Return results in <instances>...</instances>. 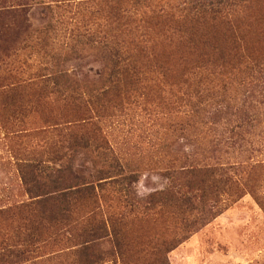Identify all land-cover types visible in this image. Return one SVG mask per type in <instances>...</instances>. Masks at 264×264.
I'll list each match as a JSON object with an SVG mask.
<instances>
[{"label":"rangeland","instance_id":"rangeland-1","mask_svg":"<svg viewBox=\"0 0 264 264\" xmlns=\"http://www.w3.org/2000/svg\"><path fill=\"white\" fill-rule=\"evenodd\" d=\"M27 1L0 0V28L7 30L0 39V86L8 69V66L1 64L3 62L23 66L26 72L37 65L51 66L47 49H51L52 42L45 49L26 47V43L21 41L23 36L19 23L6 22L8 17L4 13L20 9ZM38 1L51 5L71 20V16L76 17L77 3L81 0ZM186 1L155 0L163 9L177 5L184 7ZM260 1L246 0L241 9L231 12L235 31L242 36L240 43L247 60L257 58L264 61V37L260 35L264 34L262 23H255L253 19L250 24ZM41 11V6L33 7L31 11L35 26L43 21ZM176 26L175 21H171V24L157 19L147 22V58L137 59L138 64L147 65L143 69L141 84L134 86L136 96L132 95L119 109L112 106L109 116L99 121L115 157L127 172L135 173L136 180L131 184V189L133 195L143 202L132 212H125V221L117 228L122 239L121 255L113 264H264V89L254 86V82L248 84V69L244 64L236 66L235 74L221 75L219 73L223 70L209 63L213 60L219 62L227 53L229 36L224 34L225 25L220 22L213 27L208 24L198 27L186 24L181 31L186 32L189 40L195 44L181 39V31L174 30ZM167 29H172L169 37L164 33ZM206 32L211 36L212 42L208 40L210 45H219V51L197 42V37L206 36ZM56 38L53 53H57V47L62 43L69 41L63 32ZM205 53H208V57L197 69ZM101 59L96 52L82 53L66 57L61 61V67L82 84L83 90H89L92 88L90 84L99 78ZM186 76L191 89L201 82V86L211 87L218 95L223 92L222 86L225 84V94L231 96L239 108L246 99L244 107H250V123H242V129L233 138L226 130L220 146L208 147V142L214 136L199 123L191 106L179 102L180 93L176 94ZM25 95L28 96L26 100H31L33 110L24 112L23 118L17 115L15 123L24 124L26 130L10 133V120L7 119L10 103L4 102L0 87V209L15 207L29 200L22 179V173L27 174L28 171L20 169L18 165L33 158L53 165L50 160L56 145L62 141V135L59 126L54 121H48V118L58 113L67 115L71 111L70 106H64L59 101L44 99L35 103L36 94L31 89H27ZM240 121L236 118V122ZM226 127L231 126L228 124ZM196 140L201 142L204 150L196 149ZM185 155L231 156L232 161L240 167L233 175L239 189L222 192L214 215L201 224H193L192 215L187 216L173 203L163 204L156 196L153 198L155 203L148 205L145 202L149 200V195L173 188L175 183L170 182L163 172L169 165L178 164L179 158ZM97 161V166H100ZM59 164L60 161L55 166ZM74 169H80L77 173H87L93 169V165L88 157L81 155L77 157ZM118 187H111L109 194L103 193L101 201L104 205H110L112 208L109 209L113 212L124 209L123 203L122 208L116 207L119 204ZM81 203L79 201L71 208V218H80ZM0 220V235H12L18 231L20 223L16 217L13 220ZM22 228L20 226V231H23ZM51 250L61 251L49 247L42 251L47 254ZM52 255H42L23 264H76L71 253L66 258L62 255L52 259Z\"/></svg>","mask_w":264,"mask_h":264},{"label":"trees","instance_id":"trees-1","mask_svg":"<svg viewBox=\"0 0 264 264\" xmlns=\"http://www.w3.org/2000/svg\"><path fill=\"white\" fill-rule=\"evenodd\" d=\"M245 3L246 0H187L184 7L177 5L163 9L155 0H81L77 3L76 17L71 16L68 20L63 12H57L51 5L29 0L20 9L4 13L8 17L7 23H19L23 36L21 41L26 43V47L45 49L52 42L51 49H47L51 66L37 65L26 72L23 66L1 63L8 66L0 87L4 102L10 103L7 115L10 133L26 130L24 124L17 125L15 121L17 115L23 118L24 112L33 110L31 100H26L27 89L36 94L35 103L44 99L59 101L64 106H70L71 111L67 115L58 113L48 118L59 126L62 135V141L53 150L54 156L50 160L53 165L44 164L36 158L18 165L28 171L27 174L22 173V179L29 200L15 207L0 209V219L13 220L16 217L20 223L17 232L0 235V264H23L53 253L52 259L62 255L66 258L71 253L76 264L116 262L121 255L122 241L117 228L124 223L125 212H132L143 202L133 195L131 189L136 180L135 173L127 172L115 157L99 121L109 116L112 106L119 109L132 95L136 96L134 86L141 84L143 69L147 65L137 63L139 57L147 58L146 24L154 19L167 21L168 24L175 21L177 26L174 30L180 32L186 24L213 27L220 22L226 27L224 34L229 36L226 57L209 63L223 70L219 73L221 75L235 74L236 66L244 64L248 69V84L254 82V86L264 89V61L257 58L247 60L244 47H241L242 36L236 33L233 23L231 12L241 9ZM36 6L43 9V21L35 26L31 11ZM253 19L255 23H262L264 31V0L256 6L250 24ZM6 32L5 28H0V39ZM61 32L67 34L69 41L62 43L57 47V53H53L54 40ZM164 33L169 37L172 29ZM260 35L264 37L263 33ZM179 37L195 44L186 32L181 31ZM209 39L212 42L209 33L199 35L197 42L210 45ZM210 46L219 51V45ZM92 52L102 58L100 75L90 84L91 89L83 90L82 84L64 71L61 61L68 56ZM207 57L208 53L202 56L197 69ZM179 85L176 91L177 95L180 93L179 102L191 106L199 123L214 136L208 147L220 146L226 130L230 133L229 137L237 136L242 123L252 120L248 114L250 107H244L247 100H243L241 108L237 107L234 99L225 94V84L219 95L211 87L201 86V82L191 89L187 76ZM236 118L241 121L236 122ZM228 124L230 128L226 127ZM200 144L196 140V149L204 150ZM81 155L88 157L93 165L87 173H77L80 169H74L77 157ZM97 159L100 166H97ZM232 159L231 156H181L178 164L169 165L163 172L170 182L175 183L173 188L151 194L145 202L148 205L155 203L153 198L156 196L163 204L173 203L187 216L192 215L193 224L207 222L214 215L220 194L239 189L233 175L240 167ZM59 161L61 164L56 167ZM183 178L186 180H178ZM115 185H119V204L116 207L122 208L121 203L124 204V209L117 212L101 202L103 193L109 194V189ZM79 201L82 202V209L77 220L69 213ZM20 226L23 231H20ZM48 247L61 251L51 250L44 254L42 250Z\"/></svg>","mask_w":264,"mask_h":264}]
</instances>
